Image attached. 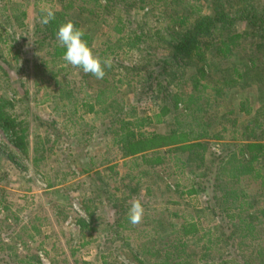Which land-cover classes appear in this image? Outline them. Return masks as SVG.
<instances>
[{"label":"rangeland","instance_id":"rangeland-1","mask_svg":"<svg viewBox=\"0 0 264 264\" xmlns=\"http://www.w3.org/2000/svg\"><path fill=\"white\" fill-rule=\"evenodd\" d=\"M156 1L162 4L164 0ZM178 2L179 5L162 9L166 10L162 14H167L172 8L182 12L183 7H186L191 11L193 4L200 7L202 13L211 11L208 3L199 0ZM102 4L105 5L104 0ZM133 6L136 7V4ZM42 7H49L53 12L63 10L64 20H71L73 23L80 21L88 32H92L90 38L93 48L98 52L106 49L107 55L115 57L122 64L126 65L131 59L136 61L141 54L125 45L126 39L122 38L125 32L121 35L114 28L115 17L126 16L125 12L120 11L119 5L114 7L112 13L103 12L97 16L96 13H91L94 3L89 0H62V3L60 0H0V47L4 56L9 59L8 62L14 66L10 77L22 78L30 90L28 101L18 103L16 110L20 113L23 111L21 117L30 122L32 142L28 155L12 146L8 134L0 127V177H3L0 180V237L17 246L18 254L12 257L14 261L27 257L22 264H31L29 261L34 263L37 259L35 254L38 253L40 264H105V260L110 264H139L124 253L110 250V242L104 240L106 229L111 228L116 219L122 216L125 217L123 229L127 235H132L134 243L141 239L137 236L144 235L145 226L147 229L156 218L163 226L167 224L164 234L168 235L178 233L183 222L191 232L194 230L190 228L191 224H196L192 239L195 246L210 245V239L213 241V238L208 233L213 231L217 218L206 208L204 195L192 191L187 174L181 172L174 163L173 155L185 156L187 151L176 149L179 144L160 147H145L146 144H143L144 148L140 145V141H145L146 137L166 134L170 130V116L158 111L145 97L135 101L133 92L128 93L127 81L130 79L125 78V82L117 81L126 72L122 67L116 66L111 74L114 78H109V82L113 81L115 85L107 87L105 94L115 92L118 101L126 104L127 119H133V111L137 116L153 115L150 124L143 129L134 130L135 133L140 130L144 132V137L135 136L131 144L118 146L115 142L118 135L110 130L103 133L108 125V116L113 113H102L101 106L88 111L82 105V102H87L95 94L98 87L105 88L107 76L100 79L99 83L98 79L85 74L82 69L68 65L59 57L63 53V47L57 42L44 46L41 50L34 49L30 40L35 26L41 23ZM20 11L27 13L24 19L26 26L20 27V21L14 19V16L10 18L12 23L5 22L7 16ZM164 17L158 10L155 16L146 17L153 30L152 34L167 25L168 17ZM11 31L17 38L16 42L8 35H12L9 33ZM164 45L165 48L158 47L156 51H152L157 52L158 56L165 55L169 48H166L167 43ZM214 50L216 49H208L207 56L220 60V52H213ZM16 52L21 55L20 61L16 59ZM16 65H20V72L15 69ZM214 77L219 81L223 80L222 71L215 72ZM206 79L201 78L195 90H199L200 84ZM230 79L228 77V83ZM3 83L0 80L2 87ZM192 83V80H188L186 89H191L194 85ZM222 84L223 81L220 82ZM60 86L64 88L61 91ZM222 89V94L210 92L206 102L203 101L212 116L210 122L213 129L209 139L213 143L212 148L216 150L222 147L221 141L239 142L231 138L232 129L241 128L252 117L253 114H245L239 110L241 100L250 99L254 110L264 105V97L260 96L264 92H259L254 85H224ZM3 91L0 89V94ZM10 95L13 94L10 92ZM111 111L116 110L111 108ZM35 115L45 120L56 119L55 130H49L50 134H46V128L38 124L39 120ZM192 116L194 113L188 110L184 120H189ZM261 120L264 122V115ZM188 133L175 134L171 137L172 141L190 136ZM159 141L164 142L163 139ZM168 147L174 149V153H163ZM87 150L90 151L88 156L85 155ZM84 168L89 170L84 172ZM167 173L171 176L163 181L161 177ZM97 177L102 180L100 187L104 188L101 196L92 184ZM256 189L257 181L249 178L242 180L239 199L257 201L248 214L254 213L255 222H260L264 217L260 213L264 209V194L261 191L256 193ZM111 191L115 197L110 194ZM134 199H139L144 207L143 219L137 225H132L127 216ZM79 219L89 222L95 220L93 225L96 228L91 231L83 229ZM107 243L110 244L108 247ZM188 261L202 264L193 255Z\"/></svg>","mask_w":264,"mask_h":264},{"label":"trees","instance_id":"trees-1","mask_svg":"<svg viewBox=\"0 0 264 264\" xmlns=\"http://www.w3.org/2000/svg\"><path fill=\"white\" fill-rule=\"evenodd\" d=\"M60 1L62 3V0ZM89 1L94 3V10L91 13H96L97 16L103 12L112 13L115 6H120V11L125 12L126 16H116L114 28L121 35L125 32L122 37L126 39L125 45L138 50L141 54L136 61L133 62L131 59L127 60L126 65L122 64L115 57L107 55L106 49L102 52L96 51L90 38L92 32L90 33V30L88 32L80 21H75V27L84 33L82 39L87 42L93 53L101 60L110 57L112 61V66L105 68L108 81L105 88L98 87L95 94L87 99V102L86 100L82 102V105L86 106L88 111H94L96 106H101L102 113H113L108 116V125L103 133L110 130L111 133L118 135L115 137L118 146L131 144L135 136L144 137V132L140 130L135 133L134 130L143 129L145 125L150 124L153 115L137 116L133 111V119H127L126 104L118 101L117 94L114 95L115 92L112 94L110 89H108L110 92L105 94L107 87L115 85L113 81L109 82L110 77L114 78V75H111L112 70L116 66L122 67L127 75L117 81L125 82V78L130 79L127 81L128 93L133 92L135 101L145 97L158 111L170 116L168 119L170 130L166 134L146 137L145 141H140V145L160 147L179 144L176 149L186 150L185 156L173 155L174 163L181 172L187 174L186 178L190 181L192 191L204 195L206 208L218 221L213 226V231L208 233L209 237L213 238V241L210 239L211 244L196 247L195 241L192 240L196 224H191L190 228L194 229L191 232L183 222L178 228V233L171 234L173 236L171 238V235L164 234L167 224L163 226V223L154 218L147 229L145 226L144 235L137 236L141 239L134 243L132 235H127L123 229L125 217L122 216L116 219L111 228L106 229L104 240L111 244L107 243L106 247L110 245V250L124 253L139 264H196L188 261L192 255L202 264L203 262L264 264V217L260 222H255V214L250 212L249 215L248 212L257 201L239 199V186L242 180L247 178L257 181L256 193L261 191L264 194V122L261 120L264 105L254 110L250 99L241 100L239 110L253 115L241 128L232 129L231 138L239 142L221 141L222 147L216 150L212 148L213 143L209 139L213 129L210 122L212 116L204 104L210 92L222 94L224 85H254L259 92H264V0H199L211 6L209 13H202L201 8L193 4L191 7L194 9L191 8V11L186 7H183L182 12L172 8V11H167L165 15L162 13L166 10L162 9L179 5V2L177 3L179 0H164L162 4L159 1L156 3V0H104L105 5L102 4V0ZM135 4L136 7L133 6ZM103 5L104 8L98 11ZM157 10L160 15L165 16L164 18L168 17L169 21L165 27L158 28L152 34L153 30L146 17L155 16ZM54 14L55 19L49 24L40 23L39 26H35L30 40L35 50H41L51 43H58L56 32L59 25L67 20L63 18V10ZM11 16L20 21V27L26 26L25 11L12 13L7 16L5 22L12 23ZM9 33L12 35H8L16 42L17 38L14 37L13 31ZM163 43H167L166 48L169 50L167 49V54L158 56L157 52L153 51L158 47H164ZM208 49L220 52L218 54H221V59L209 58L206 52ZM64 52L63 48V53L59 57H63ZM15 54L17 61H20L21 55L17 52ZM8 61L0 47V80L4 82V87L0 85V89L4 90L0 94V127L8 134L12 146L28 155L32 142L30 122L27 118L21 117L23 111L20 113L16 110L18 103L28 101L30 90L22 78L10 77L14 66ZM225 64L227 66L224 67ZM16 68L20 72V65H16ZM216 69L222 71L223 80L219 81L214 77L215 72L219 71ZM228 77L231 78L230 83ZM201 78L207 79L200 84L199 90H195ZM98 80L100 83V79ZM188 80H192L191 85L194 84L191 89L185 87ZM222 81L223 84L220 85ZM63 89L60 86V91ZM10 92L13 95H10ZM260 96L264 97V94ZM111 108L116 111H111ZM27 110L29 112L28 108ZM188 110H191L194 116L184 120ZM35 117L39 120L38 124L46 128V134H50L49 130H55L56 119L45 120L36 115ZM185 133L190 136L172 141L175 134ZM159 139H163L164 142L160 143ZM164 150L163 153H174L171 147ZM86 152L85 155L88 156L90 151ZM163 158L166 159L165 156ZM88 170L83 169L84 172ZM170 176V173H167L161 178L164 181V178ZM2 178L0 177L1 181ZM99 180L100 177H97L92 184L97 194L101 196L104 188L100 187L102 180ZM251 183L254 184L252 181ZM110 194L115 197L112 191ZM260 213L264 216V209ZM95 222L79 219L80 226L90 231L96 228L93 225ZM3 240V237H0V264H22L27 257L14 261L12 257L18 254L17 246ZM35 256L37 259L34 263L32 261L29 263L40 264L39 254ZM104 263L110 264L106 260Z\"/></svg>","mask_w":264,"mask_h":264},{"label":"clouds","instance_id":"clouds-1","mask_svg":"<svg viewBox=\"0 0 264 264\" xmlns=\"http://www.w3.org/2000/svg\"><path fill=\"white\" fill-rule=\"evenodd\" d=\"M43 13L41 24L47 25L55 19L53 10L49 7H42ZM84 33L75 27L71 20L59 25L56 32L58 43L65 49L63 60L72 67L82 69L85 74H91L96 79H103L105 68L112 66L111 58L101 60L95 55L87 42L82 39ZM144 215V207L139 199H134L128 210V220L132 225L139 224Z\"/></svg>","mask_w":264,"mask_h":264}]
</instances>
